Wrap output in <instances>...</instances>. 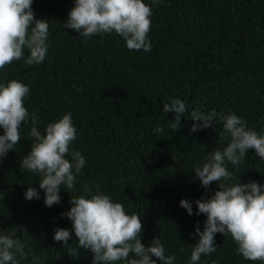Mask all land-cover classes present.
<instances>
[{
  "label": "trees",
  "instance_id": "16d2710c",
  "mask_svg": "<svg viewBox=\"0 0 264 264\" xmlns=\"http://www.w3.org/2000/svg\"><path fill=\"white\" fill-rule=\"evenodd\" d=\"M145 2L152 7L149 52L129 50L115 32L86 41L64 27L75 0H33L36 18L48 19L46 58L31 66L14 61L0 69V83L15 79L30 87L24 104L36 114L41 133L70 112L76 129L70 153L79 151L85 165L76 191L62 186L60 203L46 206L40 178L20 166L33 142L30 121L22 124L21 140L0 162V235L15 231L25 245L27 255H17L18 264H92L89 250L79 248L71 256L54 234L58 227H72L61 215L72 207L71 196L97 192L140 216L145 246L158 236L165 255H175L173 264H190L199 241L196 226L203 230L207 219L195 214V201L219 189L218 182L205 189L195 166L229 142L227 136L223 144L218 140L223 131L218 118L213 127L193 132L191 112L235 113L264 134V0ZM28 54L25 49L24 58ZM176 97L188 107L178 131L170 126L175 113L163 108ZM161 126L163 133L154 132ZM227 167L230 184H264V160L255 149L239 166ZM29 186L40 191V199L25 198ZM182 199L192 201V215L180 206ZM75 240L72 232L68 244L75 247ZM215 244L216 251L202 254L198 264H261L239 255L231 235L216 233Z\"/></svg>",
  "mask_w": 264,
  "mask_h": 264
},
{
  "label": "clouds",
  "instance_id": "9594fccd",
  "mask_svg": "<svg viewBox=\"0 0 264 264\" xmlns=\"http://www.w3.org/2000/svg\"><path fill=\"white\" fill-rule=\"evenodd\" d=\"M32 3L33 0H0V69L21 59L31 66L46 58L48 19L36 18ZM160 3L161 0H152V5ZM151 16L152 7L145 0H75L64 27L75 29L86 41L95 35L115 32L123 37L129 50L149 52L152 49L148 39ZM25 49L29 53L26 58ZM29 93L30 87L22 81L13 79L6 84L0 83V126L4 130L0 135V162L21 140L22 124L30 121L29 135L33 142L31 151L20 160V166L40 178L39 189L44 191V203L51 207L60 203L62 186L65 190L76 191V179L85 165V158L79 151L70 153L69 146L76 139L72 114L66 113L58 121L49 123L41 133L36 114L30 113L24 104ZM163 108L165 113H175L170 126L178 131L182 115L188 112L186 102L176 97ZM190 118L196 121L192 125L193 132L213 127L218 118L223 125L218 140L221 144L226 136L229 140L225 147L210 151L202 166H195L196 177L205 189L213 182L219 183V189L211 198L195 201V214H205L207 219L203 230L199 224L196 226L199 241L192 246L190 264H198L202 254L216 251V233L225 237L231 235L238 246L237 253L244 259L264 264V184L256 181L230 184L232 173L227 167L228 163L239 166L249 149H255L264 160V134L249 128L235 113L225 115L213 110L204 114L195 109ZM163 131L162 126L154 129L156 133ZM69 153L71 160L66 158ZM84 191L87 193L89 189ZM25 198L40 199V191L29 186ZM70 203V210L61 215L71 220V229L58 227L54 234V240L61 242L69 255L78 256V249L83 248L93 254L92 264H157V260L173 264L175 255H165L158 236L148 246L142 243L140 216L127 214L123 204L113 201L110 195L97 192L90 197L71 196ZM180 206L189 215L193 214L192 201L182 199ZM72 232L76 237L75 247L68 244ZM14 236L15 231L0 235V264H18L17 255H27L25 245Z\"/></svg>",
  "mask_w": 264,
  "mask_h": 264
}]
</instances>
